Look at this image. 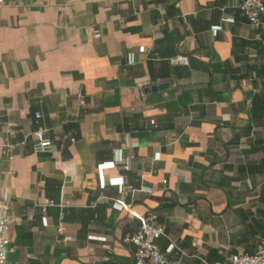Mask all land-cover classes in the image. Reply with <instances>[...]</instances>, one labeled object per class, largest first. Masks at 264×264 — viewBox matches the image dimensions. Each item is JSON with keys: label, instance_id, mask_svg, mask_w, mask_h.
Returning <instances> with one entry per match:
<instances>
[{"label": "crops", "instance_id": "obj_1", "mask_svg": "<svg viewBox=\"0 0 264 264\" xmlns=\"http://www.w3.org/2000/svg\"><path fill=\"white\" fill-rule=\"evenodd\" d=\"M241 1L0 7L6 264H133L123 240L144 218L164 228L157 243L179 264L264 247V24L252 26ZM39 127L47 153L33 151ZM60 223L74 243L56 238Z\"/></svg>", "mask_w": 264, "mask_h": 264}, {"label": "built area", "instance_id": "obj_2", "mask_svg": "<svg viewBox=\"0 0 264 264\" xmlns=\"http://www.w3.org/2000/svg\"><path fill=\"white\" fill-rule=\"evenodd\" d=\"M10 0H0V7L5 5ZM239 9L247 17L252 26L258 27L264 24V2L260 0H243L239 4ZM221 30V26H215L211 29L213 33ZM184 59H177L182 61ZM149 83L138 84V87L142 89L148 86ZM79 104L84 106V100L82 96H79ZM40 118L39 114H35V122L37 123ZM150 125H154V121H150ZM32 139L34 142L33 151L35 153H47L51 149V141L46 136V130L39 127L32 133ZM12 145L5 146V152L8 154V159L11 160L12 156ZM124 180H121L120 186H122ZM51 203L44 200L42 204H37L34 208L41 207L45 208ZM125 210L128 207L122 205ZM11 225V216L9 214L8 206L4 199L0 196V264L7 263V256L9 253L10 241L7 237ZM164 228L154 222L152 218L141 219V225L139 230L131 236L125 237L124 243L132 245L135 248L133 254V264H179L177 261L169 260L164 255L158 245V240L164 236ZM55 236L63 243H74L75 237L68 234L63 223H60L55 230ZM176 253L177 255L184 256L185 252L176 245H170L168 253ZM215 264H264V247H261L254 254L240 253L233 256L228 263H215Z\"/></svg>", "mask_w": 264, "mask_h": 264}, {"label": "water", "instance_id": "obj_3", "mask_svg": "<svg viewBox=\"0 0 264 264\" xmlns=\"http://www.w3.org/2000/svg\"><path fill=\"white\" fill-rule=\"evenodd\" d=\"M157 88L156 87H153V88H150L148 91L149 92H154Z\"/></svg>", "mask_w": 264, "mask_h": 264}]
</instances>
